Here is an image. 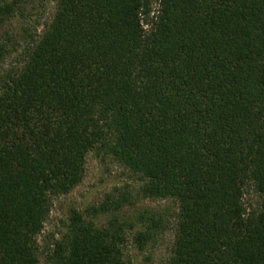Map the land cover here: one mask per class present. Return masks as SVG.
<instances>
[{
	"label": "trees",
	"instance_id": "1",
	"mask_svg": "<svg viewBox=\"0 0 264 264\" xmlns=\"http://www.w3.org/2000/svg\"><path fill=\"white\" fill-rule=\"evenodd\" d=\"M24 54L0 80V264L39 263L90 153L177 206L169 264H264V0H58ZM124 228L74 212L53 264H125Z\"/></svg>",
	"mask_w": 264,
	"mask_h": 264
},
{
	"label": "rangeland",
	"instance_id": "2",
	"mask_svg": "<svg viewBox=\"0 0 264 264\" xmlns=\"http://www.w3.org/2000/svg\"><path fill=\"white\" fill-rule=\"evenodd\" d=\"M20 2L21 10L12 18L0 12V80L22 68L24 48L49 27L58 0ZM85 169L82 183L53 201L51 215L38 238V264H53L56 242L66 236L74 212L98 227L109 223L125 227V264H169L176 236L177 206L172 201L145 197L138 176L112 156L90 153ZM255 200L248 196L246 201L253 204ZM152 220L159 223L149 232V243L144 247L133 243L134 234L151 228Z\"/></svg>",
	"mask_w": 264,
	"mask_h": 264
}]
</instances>
